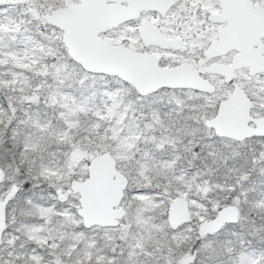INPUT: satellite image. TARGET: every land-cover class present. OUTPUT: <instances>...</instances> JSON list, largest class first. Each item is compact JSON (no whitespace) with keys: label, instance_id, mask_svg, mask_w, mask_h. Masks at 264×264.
Listing matches in <instances>:
<instances>
[{"label":"snow or ice","instance_id":"1","mask_svg":"<svg viewBox=\"0 0 264 264\" xmlns=\"http://www.w3.org/2000/svg\"><path fill=\"white\" fill-rule=\"evenodd\" d=\"M0 264H264V0H0Z\"/></svg>","mask_w":264,"mask_h":264}]
</instances>
